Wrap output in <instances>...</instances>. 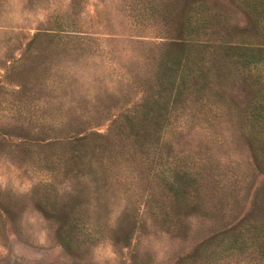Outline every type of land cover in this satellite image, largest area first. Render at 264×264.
Masks as SVG:
<instances>
[{"label": "rangeland", "instance_id": "374dc122", "mask_svg": "<svg viewBox=\"0 0 264 264\" xmlns=\"http://www.w3.org/2000/svg\"><path fill=\"white\" fill-rule=\"evenodd\" d=\"M185 20L196 92L160 115ZM258 227L264 0H0V264H264Z\"/></svg>", "mask_w": 264, "mask_h": 264}, {"label": "trees", "instance_id": "16d2710c", "mask_svg": "<svg viewBox=\"0 0 264 264\" xmlns=\"http://www.w3.org/2000/svg\"><path fill=\"white\" fill-rule=\"evenodd\" d=\"M185 19H189V17L186 16ZM76 25L77 24L71 23L65 24V26L61 27L70 29V31H68L70 33H78L79 31L76 30H78L79 28H77ZM167 26L168 25H166V27ZM177 30L178 34H176V36L170 34L171 36L163 37V39H165V42H162L160 46H163L161 47V52H165V56H162L161 53V55L156 59L158 63L156 69L157 76L154 70L151 71L150 73H154V75L148 81L150 85L152 84V106L156 107V112H159L160 115L168 112L170 114L176 109L175 104L179 102V100L187 101L188 98L192 97V95L196 92V86L192 82L197 79L195 73L198 71H195L197 70V68L191 67L190 65H197L199 63L197 57L195 59L193 51L198 48L200 43L198 42V40L191 38V35L192 33H194V30L189 20H185V24L183 23V26L181 25V28ZM79 33L83 34L81 31ZM47 36L53 39H59L62 37L59 34H47ZM72 36L75 37L77 40H80L82 44H86V47H89V45L85 43L89 39H85L83 38L84 36L80 37L79 35ZM78 45L81 46L80 44ZM229 47H231L230 50H237L236 48H234L235 46ZM84 49L86 50V48ZM177 50H179V52L181 53L180 56H178V53L176 54ZM249 51L250 52L249 54H247V56L239 54L238 56L234 57L237 60H235L234 58L233 59L237 63L238 61L240 62L241 59L243 60V63H246L247 65H255L257 63H260L259 56H257V54H254L253 50ZM104 57H106L105 52L101 57L103 62L105 60L103 59ZM200 61H202V59ZM113 70L115 69L113 68ZM90 74L91 73L89 72V76ZM112 74H115V72L113 71ZM117 78L116 83L121 82V80H124L123 75L117 76ZM141 108L142 106L140 105V109H134L133 112L135 113V116L139 113ZM131 113L132 112L127 113L126 118H130ZM143 121L146 120L143 119ZM187 174L189 176V172L187 171L173 173H171L170 171L161 172L163 180L168 184L171 190L175 191H177L180 186V184L177 185V182L180 183L181 180H183L185 176H187ZM258 228H261V231L264 232V227Z\"/></svg>", "mask_w": 264, "mask_h": 264}]
</instances>
